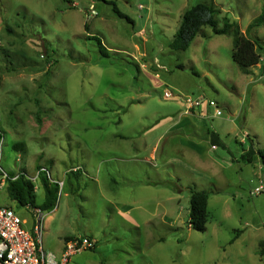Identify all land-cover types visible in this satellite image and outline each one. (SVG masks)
I'll use <instances>...</instances> for the list:
<instances>
[{
	"label": "rangeland",
	"instance_id": "rangeland-1",
	"mask_svg": "<svg viewBox=\"0 0 264 264\" xmlns=\"http://www.w3.org/2000/svg\"><path fill=\"white\" fill-rule=\"evenodd\" d=\"M112 1L0 0V185L24 174L37 206L42 176L58 188L45 250L95 242L68 264H264V165L241 158L264 149V24L247 31L264 0H213L262 44L249 75L232 35L206 28L188 50L170 48L202 0H116L124 17ZM166 91L204 104L186 115ZM176 121H199L225 146L210 137L189 148V127L169 131ZM7 187L0 206L29 218ZM191 190L210 194L203 233L189 227Z\"/></svg>",
	"mask_w": 264,
	"mask_h": 264
},
{
	"label": "trees",
	"instance_id": "trees-1",
	"mask_svg": "<svg viewBox=\"0 0 264 264\" xmlns=\"http://www.w3.org/2000/svg\"><path fill=\"white\" fill-rule=\"evenodd\" d=\"M115 1L110 2V4L114 6L115 11L120 17H124L118 11ZM263 24L264 10L260 17L250 24L247 31H251L255 27H261ZM206 28H210L215 35H232L234 37L232 57L244 74L249 75L252 68L261 62L262 54L259 50L262 49V44L260 40L248 38L241 31L238 23L231 22L227 16L222 17L220 9L215 5L213 0L199 1L184 13L181 25L170 44V48L173 50H188L197 37H208L205 32ZM87 29L88 26H86ZM98 45L100 52L103 55H107L108 51L101 41H98ZM211 142L214 146H225L216 133H212ZM257 155L261 158L264 165V149H260L257 152L251 149L244 150L241 158L244 162L253 163ZM42 173L43 171L40 170L39 174ZM8 177L7 191L9 197L19 208L27 206L40 207L45 212H49L54 208L58 188L51 186L52 184L47 177L42 176V184L45 189V200L42 206H37L35 202L36 187L31 179L27 178L24 174L9 175ZM209 197L210 194L207 191L191 190L189 227L201 233L207 231V223L210 217ZM262 246L260 254L264 256V243Z\"/></svg>",
	"mask_w": 264,
	"mask_h": 264
},
{
	"label": "built area",
	"instance_id": "built-area-1",
	"mask_svg": "<svg viewBox=\"0 0 264 264\" xmlns=\"http://www.w3.org/2000/svg\"><path fill=\"white\" fill-rule=\"evenodd\" d=\"M91 9L96 15L94 8ZM164 98L183 102L187 113L204 104L203 99L175 95L170 91L165 92ZM209 106H216V103L210 101ZM3 177L2 184L9 178L7 174ZM261 192H264L263 185L256 188V194ZM23 209L29 218L22 217L12 207L0 206V264H68L72 255L78 251L94 248L95 242L89 237H83L67 242L61 257L45 250L43 232L46 212L40 207L27 206Z\"/></svg>",
	"mask_w": 264,
	"mask_h": 264
},
{
	"label": "crops",
	"instance_id": "crops-1",
	"mask_svg": "<svg viewBox=\"0 0 264 264\" xmlns=\"http://www.w3.org/2000/svg\"><path fill=\"white\" fill-rule=\"evenodd\" d=\"M199 110V109H198ZM198 110H194V111H192V112H190V113H187L186 112V115L187 114H192L193 116H197V111ZM199 112V111H198ZM187 127H189L190 128V131L189 132H187V134H186V136L187 135H190V136H192V138L191 139H193V141L192 142H190L189 143V148H192L193 147V149L194 150H196V148H201L200 146H198L197 147V144L196 143H194V142H197V141H199L197 138H204V139H210V137H211V135H210V130H208L207 129V131L205 132L204 130H203V124H201L199 121H190V122H188V123H185V122H182V121H176V122H174L173 124H172V126L170 127V130L169 131H171V133H177V132H182L183 131V129L184 128H187ZM185 130V129H184ZM190 139V140H191ZM195 140V141H194ZM202 141V140H201ZM193 143V144H192ZM191 144H192V147H191ZM212 144V143H211ZM212 146V148H215V147H217V146H214V145H211ZM188 149V148H187ZM197 151V150H196ZM236 239H238V238H236ZM235 241V240H234ZM234 241H232V243L234 242Z\"/></svg>",
	"mask_w": 264,
	"mask_h": 264
}]
</instances>
